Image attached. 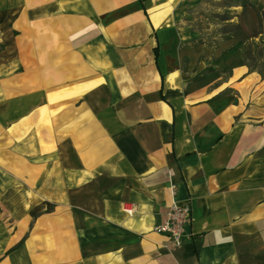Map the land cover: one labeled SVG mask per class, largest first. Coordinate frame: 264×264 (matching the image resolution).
<instances>
[{
  "label": "crops",
  "instance_id": "1",
  "mask_svg": "<svg viewBox=\"0 0 264 264\" xmlns=\"http://www.w3.org/2000/svg\"><path fill=\"white\" fill-rule=\"evenodd\" d=\"M179 1L0 0V264H264V74L187 86Z\"/></svg>",
  "mask_w": 264,
  "mask_h": 264
},
{
  "label": "rangeland",
  "instance_id": "2",
  "mask_svg": "<svg viewBox=\"0 0 264 264\" xmlns=\"http://www.w3.org/2000/svg\"><path fill=\"white\" fill-rule=\"evenodd\" d=\"M179 3L170 23L177 29L185 50L181 70L187 86L202 77L216 78L217 83L227 81L237 67L264 74V37H248L235 13L236 5L251 6L257 0H180Z\"/></svg>",
  "mask_w": 264,
  "mask_h": 264
},
{
  "label": "built area",
  "instance_id": "3",
  "mask_svg": "<svg viewBox=\"0 0 264 264\" xmlns=\"http://www.w3.org/2000/svg\"><path fill=\"white\" fill-rule=\"evenodd\" d=\"M170 194L175 193V185L170 184ZM126 213L131 214L132 207L123 209ZM190 222V206L188 203L179 205L174 199L170 203L165 213L163 221L154 227V231L165 236L167 245L170 248H179L186 236V228Z\"/></svg>",
  "mask_w": 264,
  "mask_h": 264
}]
</instances>
